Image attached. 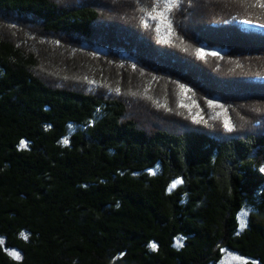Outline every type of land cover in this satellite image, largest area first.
<instances>
[{"label": "trees", "instance_id": "1", "mask_svg": "<svg viewBox=\"0 0 264 264\" xmlns=\"http://www.w3.org/2000/svg\"><path fill=\"white\" fill-rule=\"evenodd\" d=\"M156 4L0 0V264H264V0Z\"/></svg>", "mask_w": 264, "mask_h": 264}, {"label": "rangeland", "instance_id": "2", "mask_svg": "<svg viewBox=\"0 0 264 264\" xmlns=\"http://www.w3.org/2000/svg\"><path fill=\"white\" fill-rule=\"evenodd\" d=\"M157 4L155 6H157V8L154 10V12L152 14H147L144 17V21H145V25L148 26V28H152L155 31V34L157 36V39L164 43L166 41H168V39H170V37L172 36L171 33L172 31V19H171V11L174 10L175 6L178 5L179 0H156ZM99 78V79H97ZM97 81L100 83V87L101 89H105L107 88L106 84H103L104 79H102V76L97 75ZM101 79V80H100ZM113 83V82H111ZM132 84V85H131ZM142 85L143 88H146V91L150 93L151 96H157V95H164L166 96V94L169 96L175 98V94L173 91L168 90V88H166L164 85L162 86V88H159V86H157L156 84H152V86L148 87L145 85V83H141L139 81H136V84L134 85V83H130L127 84L129 85L128 88L127 86L124 87L122 86L123 91H129L128 93H134L136 90V85ZM154 86V87H153ZM163 87H165L163 89ZM109 88V87H108ZM152 90V91H151ZM169 91V92H168ZM117 93V91H114V94ZM122 94V93H121ZM173 94V95H172ZM168 97V96H166ZM150 98V97H149ZM189 98V97H188ZM167 101H162L160 99H154L152 100L153 103L155 104L154 107L156 108L157 106L161 107L162 109H165V107H167L169 104V100H171V98H167ZM190 99V98H189ZM166 100V99H165ZM185 100V99H184ZM149 101H151V99H149ZM169 101V102H168ZM199 107H197V106ZM189 110L193 109L195 111V113L197 114V116L194 115L193 119H200L201 117H203V115H207L208 119H215V120H221L223 122V124H225V122L227 121L229 123V125H231V120H232V114L233 112H228V109L224 106V104L216 99H210L208 101L207 107L208 110H204L198 103H194V101L192 100L191 103L188 104ZM195 121V120H194ZM244 216L242 215L241 217V222H243ZM244 261V258L236 255L234 253L231 252H226L224 254L223 257V264H240Z\"/></svg>", "mask_w": 264, "mask_h": 264}, {"label": "snow or ice", "instance_id": "3", "mask_svg": "<svg viewBox=\"0 0 264 264\" xmlns=\"http://www.w3.org/2000/svg\"><path fill=\"white\" fill-rule=\"evenodd\" d=\"M262 6H264V5H262ZM201 55H203V53H201ZM213 55H214V53H213ZM224 126H225L226 129H230V125H229V123L227 121L225 122ZM21 144L23 145V141H21ZM261 171L264 172V169H261ZM151 247L153 248V250H155V245L154 244L151 245Z\"/></svg>", "mask_w": 264, "mask_h": 264}, {"label": "bare ground", "instance_id": "4", "mask_svg": "<svg viewBox=\"0 0 264 264\" xmlns=\"http://www.w3.org/2000/svg\"><path fill=\"white\" fill-rule=\"evenodd\" d=\"M74 1V0H73ZM255 1H257V0H255ZM120 7V6H119ZM157 7V6H156ZM131 8V7H130ZM173 12V11H172ZM120 16V15H119ZM173 22V21H172ZM182 33V32H181ZM146 36V35H145ZM33 46V45H32ZM37 49V48H36ZM44 50V49H43ZM42 52V51H41ZM41 55V54H40ZM48 55V54H47ZM49 56V55H48ZM190 56V55H189ZM41 57V56H40ZM55 57V56H54ZM46 58V57H45ZM48 58V57H47ZM46 58V59H47ZM51 58V57H50ZM58 59V58H57ZM50 60V59H49ZM65 61V60H64ZM57 62H58V60H57ZM64 63V62H63ZM69 63V62H68ZM207 68V67H206ZM211 71H213V70H211ZM143 84V83H142ZM151 86V85H150ZM154 87V86H153ZM147 89V88H146ZM164 89V88H163ZM152 91V90H151ZM173 91V90H172ZM147 92V91H146ZM169 92V91H168ZM169 95V94H168ZM173 95V94H172ZM177 102V101H176ZM147 109V108H146ZM239 134H240V132H239Z\"/></svg>", "mask_w": 264, "mask_h": 264}]
</instances>
